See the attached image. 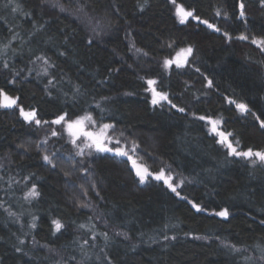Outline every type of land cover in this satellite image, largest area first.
<instances>
[{"label": "trees", "instance_id": "obj_1", "mask_svg": "<svg viewBox=\"0 0 264 264\" xmlns=\"http://www.w3.org/2000/svg\"><path fill=\"white\" fill-rule=\"evenodd\" d=\"M78 2L108 29L92 47L72 14L41 0H0V90L17 101L0 107V264H264V164L229 155L198 117L221 115L243 149L264 150L252 115L264 120V53L250 42L264 40V4L176 0L200 17L181 24L171 0ZM217 11L219 32L200 22ZM133 45L148 55L134 57ZM189 46L186 72L162 69L171 49ZM147 78L185 111L152 105ZM20 108L34 110L41 125ZM87 114L132 135L153 173L168 163L192 183L177 196L163 181L140 183L117 156L75 157L64 122H51ZM33 187L40 195L27 197ZM90 202L127 238L79 208ZM225 208L227 219L215 215Z\"/></svg>", "mask_w": 264, "mask_h": 264}, {"label": "snow or ice", "instance_id": "obj_2", "mask_svg": "<svg viewBox=\"0 0 264 264\" xmlns=\"http://www.w3.org/2000/svg\"><path fill=\"white\" fill-rule=\"evenodd\" d=\"M171 2L174 5H176V0H171ZM261 3L264 4V0H261ZM41 4L48 5L52 9L58 10L60 13H65V14H70V15L74 14V13L70 12L69 7L66 6V4L62 2V0H41ZM85 7H86V5H80L78 2V6L75 8V13H82L85 17H87V13L85 12ZM240 9H241L240 15L243 16L244 15V11H243L244 5L243 4L240 5ZM141 11H143V6H141ZM216 14H217V16L221 15V13L219 11H217ZM176 15L179 18V22L181 24H184L188 20L189 17H192L193 19L198 20V21L200 20L199 16H195L193 11L185 10V8L182 5H176ZM76 19H78V20L81 19V16L76 15ZM92 19L93 18L88 17V22L91 23ZM200 22L207 25L208 28L213 29L216 32L220 31V29L218 27H216L212 23H209L207 20H203ZM93 33H94V36L89 38L87 41V45L89 47H92L93 45H96L99 43V41L96 39V37L100 36L101 33L97 32L95 28H93ZM225 35H227V33H225ZM240 39L246 40V39H248V37L241 36ZM252 43L264 46V40L257 41L255 39H253ZM133 47H134V45H133ZM135 51L137 53H140V52H142V49L136 48ZM192 54H193V48L191 46H189L185 49H181L180 52L177 54L176 59H165L163 62V66L165 68H170L173 64H175L176 68H183L188 63V57L191 56ZM143 55L147 56L148 53L144 52ZM45 63H47L46 60H45ZM4 67L7 68L8 65L5 64ZM46 71H47V69H45V72ZM196 71H199V69H196ZM49 83H51V81H49ZM147 84L149 85V90L152 92V99H151L152 105H154V106L160 105L162 101H167L169 104H171V106L173 108L177 107L175 104H172V102L169 100L167 93L159 92L155 89V87H153V85L156 84L155 80L150 79L147 81ZM208 84H209V86H211L212 81L209 80ZM0 98H2V100H0V107L11 108V107L17 105L16 99H13L12 97L5 94L3 92V90H0ZM236 107L243 113H248L250 111L246 104H242V103L237 104ZM178 111L184 112L185 109L184 108H178ZM20 115L24 118L25 121H27L29 123L34 122L35 125H37V126L41 125V123H42L41 120L36 118V112L34 110L33 111H25L23 108H20ZM252 115L255 116V113H252ZM262 115H264V113H262ZM255 118L260 121V127L264 128V120H262L260 118V116H255ZM199 119L204 120L206 118L204 116H201V117H199ZM64 121H65V116L61 115L57 119L53 120L51 123L60 125ZM85 122L95 123V121H93V118L91 115H85L84 117H81L77 120H69L66 122L65 130L68 132L69 136L73 137L72 143L74 145L76 144V140L79 139L81 136L85 137V143L83 144V147L78 146L79 151L76 153L77 155H83L84 149L88 148V149H95L96 152H101V153H103V152H114L117 156H128L127 151H124L120 147H116V148L107 147V144H106L104 139L97 137L92 132L85 131ZM43 123H48V122L43 121ZM209 123L212 124L213 131H215L216 127L220 123V121L211 120L209 118ZM111 127H112L111 125H107V124L103 125V128L105 130H107ZM51 135L53 137H55V136H58L59 133L56 130H52ZM217 135L220 136L219 143L225 144L226 147L229 149V153H228L229 155H234L237 157H243L245 159H250L253 164H256L257 161H259L261 164H264V151H255L254 152L252 149H248L247 151H238L237 148L233 147V144L228 140V137L232 135L231 133L225 134L224 132H218ZM46 142L47 141H45V143ZM107 142L110 143L111 139L107 138ZM119 143H120V141L117 140L116 144L119 145ZM236 143L238 144L239 141H237ZM20 147H24V146L20 145ZM25 150L27 151V149H25ZM133 151H135V148H133ZM89 155H91V152L89 153ZM253 157H255V159H252ZM129 158L131 159V157H129ZM42 159L45 162L52 163V159L49 155H44L42 157ZM133 166L136 168V175L139 177L140 183H144V181L147 179V177L149 175H151V173L148 171V169L146 167L137 166L135 161H133ZM53 167H55L54 164H53ZM64 174L66 176L69 175V173H67V172ZM155 179L158 181L163 180L164 183L167 185V187L173 193H176L177 196L180 195V193L177 192V187L179 185H174L171 182V177L166 178L163 169H161V171L155 175ZM180 184H183V181H181ZM38 195H40V193L36 191L35 187H33L27 193V197H36ZM97 195H99V193H97ZM182 198L186 199V197H182ZM90 207H91V205L87 204V203H82L79 205V208H90ZM192 207L195 208L196 211H198V212L203 211V209L198 204L193 203ZM215 215L227 219L229 217V211H228V209L225 208L221 211L216 212ZM261 223L264 224V220H262ZM52 224L54 225L56 232H60V230L64 227V225L59 220H53ZM33 227H35V225H33ZM81 227H84V226L81 225ZM104 235L106 237L107 233H104ZM117 235H124L125 238H127L126 233L118 232ZM166 239H167V237H166ZM173 239H175V237H173ZM17 251H20V249L18 248ZM57 264H59V262H57Z\"/></svg>", "mask_w": 264, "mask_h": 264}, {"label": "rangeland", "instance_id": "obj_3", "mask_svg": "<svg viewBox=\"0 0 264 264\" xmlns=\"http://www.w3.org/2000/svg\"><path fill=\"white\" fill-rule=\"evenodd\" d=\"M63 3L66 4V6L69 7V10L71 13H74L72 14L74 17H76V15H79L81 16V19L80 22L82 24H85L88 31L92 34V36H94V33H93V28L96 29L97 32H100L101 35L105 32V34L107 33V30L108 29H104L105 26H104V22H99L98 23V19L94 16H91L89 15L87 12V17H85L82 13H75V8L78 6L76 4V0H62ZM75 3V4H74ZM176 5H180V4H176ZM176 5H174V11H175V15H176ZM75 8H74V7ZM186 10V9H185ZM217 13V12H216ZM177 16V15H176ZM88 17H91L93 18L91 23L88 22ZM221 15L217 16V14H215L208 22L209 23H212L214 24L215 26H218L216 23L219 22L218 20L220 19ZM178 18V17H177ZM179 20V18H178ZM106 30V31H103V29ZM205 27L207 29L210 30V28L207 27V25H205ZM100 35V36H101ZM243 36V35H242ZM240 37V36H238ZM98 38V37H96ZM257 41L259 40H263L262 38H253ZM252 39V40H253ZM252 40H250V42H252ZM257 47H259L260 50H262V52L264 53V46L262 45H258L256 44ZM187 47H180V48H175V49H171L170 52L167 54V56H165L163 59H162V69L165 70L166 72H172V71H175V72H179L180 74H183L184 72H186V68L188 67L189 65V60L191 59V56L188 57V63L183 67V68H176L175 64H173L170 68H165L163 66V62L165 59H176L177 57V54L180 52L181 49H185ZM135 47H133L132 49V53L134 55V57L137 58V55L141 54V53H144V51L140 52V53H137L135 51ZM144 57H146L145 55H143ZM148 58V57H147ZM151 78H147V81L150 80ZM151 80H155L156 81V84L153 85V87H155L156 89V85H157V79L156 78H153ZM191 85V83H190ZM157 91L159 92H164V91H160L158 89H156ZM150 92V95H151V99H152V92L149 90ZM168 94V97H169V93L168 92H165ZM164 103H167L168 102L166 101H162L160 105L158 106H161L162 104ZM15 106L11 107V108H14ZM178 108V107H177ZM240 111V110H239ZM241 115H243L244 113L241 112ZM87 115H91V114H87ZM85 116V115H84ZM84 116H81V117H84ZM92 116V115H91ZM81 117H78V118H75V119H71V120H77ZM208 117H212L210 115H208ZM93 118V121H95V123H92V122H85V131H89V132H92L93 134L97 135L98 137H100L101 139H104L106 144H107V147H110V148H116V147H120L121 149H123L124 151H127L128 152V157H132L134 158V160H131V161H127L128 162V165L131 167V165H133V161H135L136 165H142L144 167H146L149 171L150 168L147 164H145L143 161H142V156L141 154L143 155L144 151L142 150V148L140 147L139 143L135 140V138L132 136V135H129L127 133H125L122 129H120L119 127H116L112 124H107V125H111L112 127L105 130L103 128V125H105L106 123H100L99 121H97L95 119L94 116H92ZM215 120H218L220 121V123L218 124L220 129H223L224 131L228 132V133H231L232 135L229 136V139L231 140V143L233 144V147H236L238 151H247L245 149L242 148V146H244L241 138L238 136V134L236 132H230L228 130H226V125H225V121L226 119L224 117H221V116H214ZM69 121V120H65L64 121V126L66 127V122ZM63 123V122H62ZM61 123V124H62ZM208 129H210V126L208 125ZM41 135L43 137H46L47 134H45L43 131L40 132ZM66 134H67V138L69 140V142L72 144V147H73V151H72V154L75 156V157H85V158H90L91 155L93 154H98L100 152H96L95 149H88V148H85L84 149V154L83 155H77L76 153L79 151V147H83V144L85 143V137L81 136L79 139L76 140V144L74 145L72 143V139L73 137L69 136L68 132L66 131ZM215 136L217 137L218 141H219V138H218V135L215 134ZM107 138H110L111 139V142L108 143L107 142ZM119 140L120 143L119 145L116 144V141ZM239 141V143L237 144L236 142ZM221 144V143H220ZM225 149L228 150L229 152V149L226 147L225 144H221ZM79 146V147H78ZM133 148H135V151H133ZM257 151H264V150H257ZM91 152V155H89V153ZM140 152V153H139ZM255 152V151H254ZM119 158V160H123L124 159L121 157V156H117ZM252 159H255V157H253ZM250 160V159H249ZM126 161V160H125ZM251 164H253L251 162V160L249 161ZM256 164H260V165H263L261 164L259 161H257ZM163 171H164V174H165V177H171V182L174 184V185H179L177 187V190L181 189L182 187H185L187 186L188 184L192 183L189 179H187L186 177L182 176L181 174L177 173L168 163H163V166L162 168ZM161 169L157 172H154V174H157L161 171ZM152 172V171H151ZM138 177V176H137ZM139 178V177H138ZM148 179H146L144 181V183H147ZM183 181V184H180V182ZM143 184V183H142ZM87 204H90L91 207L90 208H84V209H87L92 215L93 217L97 220V222H99L101 225L107 227L109 230L113 231L114 233H122L121 231L117 230V229H114V228H111L109 227L105 221H103L102 217H101V213L99 211V208L97 207L96 204H94L93 202H90V203H87Z\"/></svg>", "mask_w": 264, "mask_h": 264}, {"label": "flooded vegetation", "instance_id": "obj_4", "mask_svg": "<svg viewBox=\"0 0 264 264\" xmlns=\"http://www.w3.org/2000/svg\"><path fill=\"white\" fill-rule=\"evenodd\" d=\"M217 25H218V22L216 23ZM217 27V26H216ZM211 30H213V29H211ZM169 100L172 102V104H175L176 106H177V104H176V102H174L173 100H171V98H170V96H169ZM166 102V101H165ZM239 104V103H238ZM168 105H170L171 106V104H169L168 103ZM237 105V104H236ZM236 105H235V109L239 112V115L240 116H242L244 119H248L249 118V114L248 113H244L243 115H241V113H240V111H239V109L236 107ZM178 107V106H177ZM175 108V109H177L178 110V108ZM196 116H198V115H196ZM202 116H204L206 119H204L203 121L206 123V127H207V131L210 133V134H213V135H215V134H217L218 133V131L219 130H222L223 132H225L226 134L228 133V132H226V131H224L223 129H220V127H219V125H218V127H217V130L216 131H212V128H213V126H212V124L211 123H209V118L211 119V120H215V118H214V116H217V115H214V114H210V116H212V117H208V115L206 116V115H202ZM218 116H221V115H218ZM255 116H256V114H255ZM254 116V117H255ZM198 117H201V116H198ZM221 117H223V116H221ZM258 121V123H259V125H260V121L259 120H257ZM208 125L210 126V129H208ZM225 125H226V121H225ZM227 127H226V130H228V131H230V132H236V131H234L233 129H231L230 127H229V125H226ZM263 129V131H264V128H262ZM218 138H219V135H218ZM220 140V139H219ZM228 140L231 142V140L229 139V137H228ZM125 160V159H124ZM133 160H134V158H133ZM127 161V160H126ZM149 171V170H148ZM150 173H151V175H149L148 177H147V179H154L153 178V172H151V171H149ZM155 180V179H154Z\"/></svg>", "mask_w": 264, "mask_h": 264}, {"label": "water", "instance_id": "obj_5", "mask_svg": "<svg viewBox=\"0 0 264 264\" xmlns=\"http://www.w3.org/2000/svg\"><path fill=\"white\" fill-rule=\"evenodd\" d=\"M217 127H218V125H217ZM217 127H216V130H217ZM215 130V131H216ZM212 131H213V128H212ZM214 132V131H213ZM218 132H223L222 130H219ZM225 133V132H224ZM226 134V133H225ZM95 135V134H94ZM97 136V135H96ZM98 137V136H97ZM219 139H220V136H219ZM103 153H106V154H109V155H112V156H117L114 152H103ZM123 159H125V160H127V161H131V160H133V158L131 157V159L128 157V156H121ZM137 166H139V167H144V166H142V165H137ZM131 169L136 173V168L133 166V165H131ZM155 175L156 174H153L152 176H153V178L155 179ZM156 180V179H155ZM159 181H163V180H159ZM164 182V181H163ZM165 184V183H164ZM166 185V184H165Z\"/></svg>", "mask_w": 264, "mask_h": 264}]
</instances>
